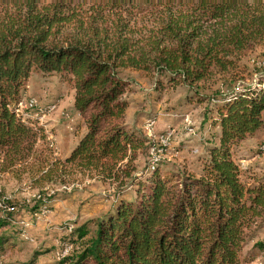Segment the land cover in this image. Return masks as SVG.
Returning a JSON list of instances; mask_svg holds the SVG:
<instances>
[{"label": "trees", "instance_id": "obj_1", "mask_svg": "<svg viewBox=\"0 0 264 264\" xmlns=\"http://www.w3.org/2000/svg\"><path fill=\"white\" fill-rule=\"evenodd\" d=\"M102 3L122 20L114 33L93 21L63 37V25L77 18L70 3L0 0V172L30 175L41 196L75 174L119 181L110 208L71 229L65 240L72 251L57 264H240L245 231L264 219V180L244 182L233 148L264 128V66L250 83H227L217 95L205 96L203 85L264 44V0ZM136 12L150 14V37L134 38L127 20ZM129 69L154 74L157 91L183 87L189 102L210 103L204 121L212 142L199 174H170L159 162L142 170L132 166L150 148L126 124L123 72ZM31 74L59 77L75 91L74 110L85 132L65 160L46 156L34 164L37 143L49 144L38 122L19 110ZM41 196L27 206L32 215L52 209ZM3 205L0 230H14L21 207L11 200ZM14 231L0 235V258L23 229Z\"/></svg>", "mask_w": 264, "mask_h": 264}, {"label": "rangeland", "instance_id": "obj_2", "mask_svg": "<svg viewBox=\"0 0 264 264\" xmlns=\"http://www.w3.org/2000/svg\"><path fill=\"white\" fill-rule=\"evenodd\" d=\"M40 1L51 4L59 0ZM63 2L70 3L71 10H75L77 15L74 23L63 25V37L75 34L81 22L89 29L90 23L97 21L95 26L110 33H114L117 26H122L118 14L103 8L104 0ZM149 15L144 12L133 19L128 18L134 38L150 37L154 24ZM238 60L235 70L226 75H217L203 85L205 96L219 94L227 83L239 86L250 83L257 70L264 66V44L243 52ZM123 78L127 82L124 99L129 105L126 124L145 136L150 148L139 152L132 166L142 170L147 165L159 162L170 174H199L201 160L209 157L206 145L212 142L213 131L204 121L210 103L206 100L200 106L196 100L189 102L183 87L157 91V77L154 74L129 69L123 72ZM164 84L168 83L165 81ZM74 95L73 87L59 77L31 74L27 80L23 102L19 106L20 113L26 116L25 119L31 117L38 122V126L45 130L49 144L43 146L41 142L37 143L39 157L34 158V162L37 161L35 165L39 159L45 160L46 156L50 160H65L84 135L85 129L74 110ZM214 132H219V129ZM233 149L244 182L264 180V128ZM66 182L65 185L46 187V193L42 196L50 202L52 209L48 213L44 211L40 215H32L27 206H32L41 193L31 184L30 175L17 178L13 174L0 172V216L5 215L2 210L4 201L17 203L21 211L14 230L23 229L22 235L18 234L13 246L0 258V264H57L62 260L63 249L70 245L65 239L71 229L100 217L113 204L120 188L116 179H105L97 173L75 174L68 177ZM126 192L130 194L132 190ZM35 219L41 220L37 222ZM14 230L2 229L0 235L3 232L15 235ZM245 240L240 252V264H264V249L257 247L259 243H264V219L257 220L245 231Z\"/></svg>", "mask_w": 264, "mask_h": 264}, {"label": "built area", "instance_id": "obj_3", "mask_svg": "<svg viewBox=\"0 0 264 264\" xmlns=\"http://www.w3.org/2000/svg\"><path fill=\"white\" fill-rule=\"evenodd\" d=\"M40 220H41V219H35L34 221H37V222H38V221H40ZM21 224H22V225H25V224H29V223H21ZM62 253H63V256H64V255H67V254H70V253H71V249H65V248H64Z\"/></svg>", "mask_w": 264, "mask_h": 264}, {"label": "bare ground", "instance_id": "obj_4", "mask_svg": "<svg viewBox=\"0 0 264 264\" xmlns=\"http://www.w3.org/2000/svg\"><path fill=\"white\" fill-rule=\"evenodd\" d=\"M19 106H21V105H19ZM20 108V107H19ZM20 110V109H19ZM22 111V110H21ZM65 249H71V247H69V246H67ZM72 251V250H71ZM68 255V254H67ZM64 256H66V255H64ZM63 257V256H62Z\"/></svg>", "mask_w": 264, "mask_h": 264}]
</instances>
